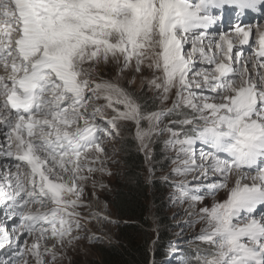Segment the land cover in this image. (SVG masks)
<instances>
[{"label": "snow or ice", "instance_id": "6c2138e0", "mask_svg": "<svg viewBox=\"0 0 264 264\" xmlns=\"http://www.w3.org/2000/svg\"><path fill=\"white\" fill-rule=\"evenodd\" d=\"M257 10L264 0H0V264H55L79 239L104 139L128 123L146 160L167 131L175 174L203 177L204 193L176 184L178 202L226 191L199 209L195 264H264V31L252 61L234 51L251 25L208 31ZM110 65L150 73L158 107L104 79Z\"/></svg>", "mask_w": 264, "mask_h": 264}, {"label": "rangeland", "instance_id": "374dc122", "mask_svg": "<svg viewBox=\"0 0 264 264\" xmlns=\"http://www.w3.org/2000/svg\"><path fill=\"white\" fill-rule=\"evenodd\" d=\"M259 27H263V24ZM118 72L119 69L116 66L110 65L107 68L102 69L101 75L104 79H109L118 83L121 87L125 88L136 97L151 100L152 105L150 109H156L158 107L155 92L150 90L148 85V80L151 78L150 73L145 71L144 74H135L131 70H128L125 73L118 75ZM103 103V100L97 101V104ZM168 106H171V101L168 102ZM169 126L167 119L163 120L161 128L164 129ZM131 129V138L134 139L137 148L145 158V175L148 182H151V179L154 176V173L151 170V163H155L153 162V151L156 148L161 149L160 152L163 155L161 160L163 163L167 164L168 168L167 173H162L160 175L161 182H168V179L171 180V187L166 188V199L164 200V203L166 204L165 212L167 213L172 226L168 231H171L169 234L174 238L169 244V249L166 251L167 257L158 264H184L181 256L182 249H192L191 243H194L195 245L199 243L202 245L201 242L197 240V237L205 227V224L198 215L199 209L202 207H210L214 202L225 199L226 196H224V191L218 192L215 197L205 196L204 200L201 202H194L191 200L183 203L178 202L175 197V185L182 181L185 184L187 183L190 185L188 187L192 191L204 193L208 190L203 189V187H197L198 185H201L202 181L194 179L196 172H193L186 177H178L175 174L174 169L178 166L177 163L173 162L175 160V153L165 146V140L169 135L167 131H165L163 135L154 138L151 144V159L146 160L145 154L140 149L139 142L135 137V125L128 123L126 126H121L118 132H113L112 136L105 137L103 144L105 155L101 157L104 161V171L96 172L93 179H90L85 187L84 203L87 207L81 209L83 217V219H81L82 228L79 232L74 233L79 239L74 240L72 245L63 249L57 248L58 256L55 264H91L97 260L96 247L98 245L114 244L116 241V224L118 222H116V217L105 199L109 197L108 193L110 192L111 186L118 174L120 175V181H124L121 151L123 150V145L125 143L122 144V142L130 139L129 132ZM197 156H199V147H197ZM4 162L2 163V171L6 168ZM97 167H99V165H97ZM216 178L217 177H214L209 171L208 180L204 182H211V180ZM93 183H95V187L93 186ZM93 213L95 216H90L93 215ZM49 246H51V244H49ZM0 259H9V257L4 254L3 250H0ZM29 264H32L31 259H29Z\"/></svg>", "mask_w": 264, "mask_h": 264}, {"label": "trees", "instance_id": "16d2710c", "mask_svg": "<svg viewBox=\"0 0 264 264\" xmlns=\"http://www.w3.org/2000/svg\"><path fill=\"white\" fill-rule=\"evenodd\" d=\"M140 101L151 108V100L140 98ZM129 133L130 139L122 142L125 144L121 151L124 181H120L118 174L109 197L105 199L118 222L116 241L114 244L98 245L97 260L91 264H158L167 257L166 251L174 238L168 231L172 226L164 203L166 188L171 187V180L161 182L160 179L162 173L168 172L167 164L161 160V149L153 151L155 163H151V170L154 176L148 182L144 155L131 138L132 129ZM191 246L193 250L182 249L184 264H195L196 253L203 247L199 243H191Z\"/></svg>", "mask_w": 264, "mask_h": 264}, {"label": "bare ground", "instance_id": "6f19581e", "mask_svg": "<svg viewBox=\"0 0 264 264\" xmlns=\"http://www.w3.org/2000/svg\"><path fill=\"white\" fill-rule=\"evenodd\" d=\"M233 23L230 22V18L227 17L225 19V25H227V28L225 29V32H227L229 34V37H231L232 39H235V36L234 34L230 31L231 29V26H232ZM241 24H244V23H241ZM261 24H263V27H259V30L260 31H264V12L262 13V16L257 18V19H254L252 21H249V23H247L246 25H251L252 26V31L254 33V35L252 37H250L249 39V43L248 44H245V45H242V46H246L245 50L243 51V57L242 59H245V60H249V61H252L255 59L254 55H252L253 53H255V51L258 49V44L255 43L257 37L255 35L256 31H257V26H261ZM219 32V31H217ZM215 32V33H217ZM220 33V32H219ZM210 34H213V33H210ZM210 39H214V40H219V34H216V35H210L209 37ZM238 42L234 45V51L236 50V48H241L242 47ZM247 58V59H246ZM3 73L0 72V75H2ZM3 141V137H0V142ZM7 158L6 157H0V172H6L8 169V166L7 164L5 163V166L6 168H4V171H2L3 169H1L3 166H2V163L6 160ZM14 170V169H13ZM199 174L198 173H195V176H194V179H196L197 181H202L203 180V177L197 179V176ZM234 180H230L229 183H233ZM226 191H224V196H226ZM95 213V211H94ZM93 213V215H90V216H95V214ZM2 216V214L0 213V217ZM99 217V216H98ZM10 223V222H9ZM9 231H11V229H9ZM29 243H31V238L29 240Z\"/></svg>", "mask_w": 264, "mask_h": 264}, {"label": "built area", "instance_id": "2783aa9c", "mask_svg": "<svg viewBox=\"0 0 264 264\" xmlns=\"http://www.w3.org/2000/svg\"><path fill=\"white\" fill-rule=\"evenodd\" d=\"M14 171V170H13Z\"/></svg>", "mask_w": 264, "mask_h": 264}]
</instances>
